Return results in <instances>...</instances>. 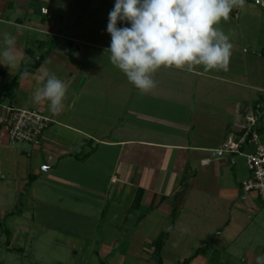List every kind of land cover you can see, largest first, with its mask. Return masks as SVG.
Instances as JSON below:
<instances>
[{
  "label": "crops",
  "instance_id": "1",
  "mask_svg": "<svg viewBox=\"0 0 264 264\" xmlns=\"http://www.w3.org/2000/svg\"><path fill=\"white\" fill-rule=\"evenodd\" d=\"M55 2L0 0V45L13 36L18 57L12 69L0 64V86L19 81L13 98L0 99V218L90 217L97 234L87 253L106 264H159L163 237L162 264H257L264 202L243 190L246 157L233 164L232 155L211 151L264 98V0H246L217 25L233 46L226 68H161L147 93L110 63V45L63 32ZM43 55L39 68L21 74ZM45 73L69 85L56 114L48 101L32 100ZM9 106L52 119L39 145L10 141ZM8 229L10 246L20 233Z\"/></svg>",
  "mask_w": 264,
  "mask_h": 264
},
{
  "label": "clouds",
  "instance_id": "2",
  "mask_svg": "<svg viewBox=\"0 0 264 264\" xmlns=\"http://www.w3.org/2000/svg\"><path fill=\"white\" fill-rule=\"evenodd\" d=\"M246 0H115L106 31L111 36L110 63L136 89L149 92L157 86L153 78L161 68L185 69L198 74L226 68L232 54L230 38L217 25L228 20ZM123 25V26H121ZM17 44L6 34L0 45V64L12 69L18 62ZM32 97L34 103L48 101L59 113L69 85L54 73H45ZM264 264V256L257 258Z\"/></svg>",
  "mask_w": 264,
  "mask_h": 264
},
{
  "label": "rangeland",
  "instance_id": "3",
  "mask_svg": "<svg viewBox=\"0 0 264 264\" xmlns=\"http://www.w3.org/2000/svg\"><path fill=\"white\" fill-rule=\"evenodd\" d=\"M114 3L115 0H56L55 6L63 14L61 25L63 32L79 41L110 45L111 36L106 28L108 15ZM260 39L264 43V30ZM252 50H257L255 45ZM22 203L24 200L20 201L19 205ZM16 209L15 207L13 210ZM46 209L49 210L50 207ZM23 220H20L17 214L7 220L0 218V264H106L101 262L102 258L97 254L87 253L88 238L92 234H97L95 230L92 231L95 227L92 218L86 216L70 218L55 213L53 217L37 216L34 221L31 218ZM43 227L47 230L42 229ZM7 228L19 229V238L15 240L17 246L14 245L15 242L8 246ZM25 228H28V232H25ZM55 229L57 232H54ZM70 234L74 238L78 236L79 239H73ZM71 243L76 246L72 247ZM19 246L22 250L18 249ZM75 249L78 255L73 253Z\"/></svg>",
  "mask_w": 264,
  "mask_h": 264
},
{
  "label": "built area",
  "instance_id": "4",
  "mask_svg": "<svg viewBox=\"0 0 264 264\" xmlns=\"http://www.w3.org/2000/svg\"><path fill=\"white\" fill-rule=\"evenodd\" d=\"M264 97V91H263ZM6 125L10 141L13 143H29L39 145L52 119L39 109H23L14 106L6 107ZM241 113L237 123V132L229 135L227 140L217 149L212 150V156L223 158L232 155L245 156L251 176L242 182L243 190L256 192L264 202V98L250 105L248 111ZM253 145L254 149L247 152L246 147Z\"/></svg>",
  "mask_w": 264,
  "mask_h": 264
},
{
  "label": "trees",
  "instance_id": "5",
  "mask_svg": "<svg viewBox=\"0 0 264 264\" xmlns=\"http://www.w3.org/2000/svg\"><path fill=\"white\" fill-rule=\"evenodd\" d=\"M45 60H46V56L45 55L41 56L39 58V60L33 66L23 68V70L21 71V74H24L25 72H27L29 70L39 68L44 63ZM18 85H19L18 76L15 77L12 81L6 82L3 85H1L0 86V99L13 98L15 96V91H16ZM6 232L9 235L10 230L7 228ZM164 242H165V237H163L157 243V256L159 257V264H162V262H163L162 257H161V248H162ZM180 264H190V259H188L185 262L180 263Z\"/></svg>",
  "mask_w": 264,
  "mask_h": 264
}]
</instances>
